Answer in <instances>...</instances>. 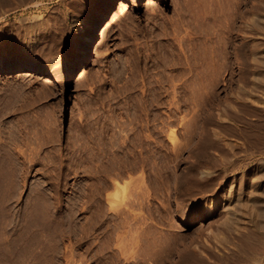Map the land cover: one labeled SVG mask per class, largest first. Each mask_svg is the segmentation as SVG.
Masks as SVG:
<instances>
[{
	"label": "rangeland",
	"instance_id": "obj_1",
	"mask_svg": "<svg viewBox=\"0 0 264 264\" xmlns=\"http://www.w3.org/2000/svg\"><path fill=\"white\" fill-rule=\"evenodd\" d=\"M117 1L0 0V63L11 60L35 69L0 72V146L6 154L5 178L0 176L4 179H0V204L4 202L0 210L5 217V221L1 218L4 229L0 235L5 238L0 237V244L3 242L4 252L11 250L4 254L8 264H18V258L20 264H39L42 248L47 261L44 256L40 264H131L132 240L142 228L151 227V237L152 228L162 227L164 210L171 211L165 222L177 224L174 215H188L194 209L192 205L181 208L187 197L176 193L185 173L196 164L194 143L200 141L195 139L196 133H227L232 128L245 133L264 128V114L245 108L241 89L253 87L254 70L264 72V0H141L118 19H106L88 60L68 73L65 68L80 43V32L86 31L101 9L112 12ZM31 33L35 41L29 46ZM243 60L245 68L240 65ZM194 82L205 85L200 97L193 98L187 88H180ZM179 91L182 96L177 99ZM253 93L264 101V83ZM220 115H225V124ZM161 123L167 127L159 137ZM142 132L156 148L148 170L152 171L148 174L151 202L149 207L143 206L146 210L139 206L145 201L140 173L131 170L132 141ZM236 139L245 143L242 134ZM172 152L177 154L176 163ZM242 159L245 164V155ZM166 162L173 190L161 199L152 174ZM242 172L244 184L245 165L229 178L238 179ZM127 180L133 182H124ZM219 212L210 217L196 212L193 222L185 221L184 233L190 235L187 241L194 235L197 242L192 245L201 247L198 241L207 238L209 245L219 246L209 233L216 232L223 220L224 213ZM161 239L168 242L166 237Z\"/></svg>",
	"mask_w": 264,
	"mask_h": 264
},
{
	"label": "bare ground",
	"instance_id": "obj_2",
	"mask_svg": "<svg viewBox=\"0 0 264 264\" xmlns=\"http://www.w3.org/2000/svg\"><path fill=\"white\" fill-rule=\"evenodd\" d=\"M149 1H155V0H149ZM140 2H141V0H118L117 1V6L115 7V9L112 12L111 11L108 12L107 9H101L100 11H98L92 17L91 22H90L88 28L86 29V31H84V32L81 31L80 32V43L76 47H74L72 54L68 58L67 66L65 68L66 71L68 73H72L76 68H78L79 66H81L83 63H85L88 60L89 55L91 54L92 46H93V44L95 42V38L97 37V31L100 29L102 23L106 19H109L111 21L112 20H116L120 16L124 15L126 13V11L131 6H135V5L139 4ZM208 6H210V5H208ZM213 6H215V5H213ZM219 10H221V8ZM216 11H218V10H216ZM225 12H226V10H225ZM215 14H216V12H215ZM221 14H223V13H221ZM212 16H214L213 13H212ZM220 16H223V15H220ZM216 17H217V15H216ZM258 20H259V18H258ZM256 21H257V19H256ZM225 29H226V27H225ZM228 31H230V30H228ZM34 41H35V38H34V36H33L32 33H31V35H28L27 36V42H28V45L29 46L32 43H34ZM36 41H37V39H36ZM261 56L264 59V55H261ZM261 56H260L259 59H261V61H262V57ZM258 57H259V55H258ZM262 62L264 63V61H262ZM52 65H53V63H52ZM240 65H241V67L245 68V60L241 61L240 62ZM12 71H15V72L16 71L17 72H30V71H35V69H34V67H32L30 65L22 64V63H17L15 61H11V60L6 61L5 63H0V72L6 73V72H12ZM253 74H254V77L252 76L253 77V79H252L253 80V82H252V84H253L252 86L253 87L249 88L248 90H246L245 88H241L242 91H243V93L245 94V102H244L245 103V108H247V109L248 108H251L255 112H259V113L264 114V101L260 99L262 97L259 98L256 95V93H253L256 90L257 86H260L262 83H264V72L261 71V70H257V71L254 70ZM208 82H210V79H209ZM204 87H205V85H202L201 83H195V82L194 83H191L190 85H187V86H185V85L184 86L183 85L180 86V88H183V89L187 88L188 90L186 91V89H185V91L188 93L189 96H193V98H196L195 95H197V94L199 96L200 95L199 92ZM207 91H208V88H207ZM207 91H205V92H207ZM154 93L156 94V92H154ZM166 94L168 95V93H166ZM181 96H182V91H179L178 92V95H177V99H179ZM185 96H186V94H185ZM212 97H213V95H212ZM152 99H154V98H152ZM172 105H173V103H172ZM230 109H231V106H230ZM175 110H176V108H175ZM178 110H179V108H178ZM249 111H250V109H249ZM231 112L234 113L235 110L234 111L232 110ZM217 115H219V114H217ZM237 115H235V117ZM224 116L221 117V115H220L218 117H220L221 122L225 124L226 123V118ZM162 119H161V122L163 121ZM152 121H154V120H152ZM218 121H219V119H218ZM234 121H237V119L236 120L234 119ZM249 121H250V119H249ZM252 123H254V122H252ZM214 124H215V121H214ZM219 125H221V124H219ZM228 125L230 126V124H228ZM145 126L147 127V125H145ZM237 126L239 127V125H237ZM166 127L167 126H166L165 123H161L160 129L158 128L159 129L158 130L159 131L158 132V136L159 137H161L164 134ZM233 127H234V124H233ZM249 128H251V127H249ZM122 129H124V128H122ZM219 131H216V130H213L212 131L211 130L209 132H202V133L199 131L200 133H198V134L196 133L195 139L196 140H198V139L200 140L198 143H194L195 149L197 150V152H196L197 158H196V162H195L196 164L193 166V168L191 170H189L188 172L185 173V178H184L183 185H180V187L178 188V193H176V194H179L181 196V198L187 197L186 199L184 198L182 200V202L180 203L181 208L184 209L185 206L192 205V207L194 209L191 210V212L188 215H183L181 213H177L176 215H174L173 220L176 221L177 224L170 223V222H165V220H169L171 211L170 210H164L160 214L161 221L163 222L162 223V227H154V228H152L154 230L153 231L154 233H153V235L151 237H149V234H150L149 233V231H150L149 229H151V227L145 226L144 228H142L141 231H139L138 234L135 236V238L132 240V242L133 241L134 242H133V247H132V253L130 255L131 256V259H132V260L130 259L131 260V264H264V128H257V127H255L254 129H252V130H250L248 132L245 131V133H240L239 130L234 129V128H232L229 132L227 131V133H225V132L224 133H221ZM222 132H223V130H222ZM241 134L243 135V137H245V141H244L245 143H240L236 139ZM111 135H112V133H111ZM120 136H122V135H120ZM75 138H74V140H75ZM87 138H88V136H87ZM125 138H126V136H125ZM148 138H149L148 137V134H146L144 132H142L141 134L138 133L136 135V137H134V139H133L134 141H132V146H131L132 149H133V153H132L133 154V159H132V164H131L132 165L131 170H133L134 172H139L140 173V177H141L140 179H141V182H142V187H141V189H142V195L145 197L144 198L145 199L144 203L143 204L142 203H139V206H142V207L143 206L144 207H149L148 204H150V202H151V200H150V197H151V195H150V186H149V184H151V183L149 181L150 178H149V175L148 174H149V172L151 173L152 171H149L148 172V170H149V167H150L149 165L152 164V163H150V160H151L150 158H151L152 151L156 149V148L153 149L152 142H150ZM90 139H91V137H90ZM129 140H128V142H129ZM169 140H170V138H169ZM112 141L114 142V140H112ZM170 141H174V140H170ZM187 141H188V139H187ZM189 141H191V140H189ZM109 142L111 143V141H109ZM118 142H120V141H118ZM178 143H174V145H176ZM82 144L86 146V144H84V143H82ZM101 144H102V141H101ZM104 144H106V143H104ZM188 144H190V142ZM90 145H92V144H90ZM90 145H88V147ZM121 145H123V144H121ZM103 146L104 145H102V148H103ZM77 147H79V146H77ZM90 149H92V148H90ZM170 149H172V151H174L175 146H174V148H170ZM87 150H88V148H86V151ZM161 150H163V149H161ZM79 151H81V148H80ZM113 151H115V150H113ZM116 151H118V150H116ZM191 151H193V150H191ZM91 153H93V152H91ZM158 153H160V152H158ZM5 155L6 154H5V151H4V146L1 144V146H0V173L1 174H0V176H2V173H4L3 172L4 171V162L6 161L5 160ZM76 155H77V153L75 154V156ZM90 155H92V154H90ZM109 155H111V154H109ZM153 155H154V153H153ZM172 155H173L174 162L176 163L175 158L177 157V154L173 153ZM244 155H245V164L243 163V159H242V157ZM106 156H108V154ZM98 157H101V156H98ZM110 157H112V156H110ZM78 158H80V157H78ZM93 158H95L94 157V154H93ZM130 158H132V157L130 156ZM114 160H116V159L114 158ZM117 160H118V158H117ZM80 161H82V159ZM105 162H107V161H105ZM156 162H155V164H156ZM99 163H100V161H99ZM130 163H129V165H130ZM168 163L169 162H166L167 165L164 164V165L159 166L158 168H156L154 174H152V175H154L153 176L154 177L153 179H155L156 187L160 191V197H161V199H165L168 196H170V194H171L170 192H171V190H173L172 189V179H171L172 178L171 177L172 176L171 175L172 173H170L171 170L169 171ZM250 163H253V165L251 167H249V164ZM244 165H245V183H244L245 185L243 184V178H244L243 174H244V172H242L240 174V176L238 178L239 179V182H238V179H237L236 176H232V177L229 178V175L232 172L241 170ZM110 168H111V166H110ZM113 169H114V167H113ZM90 172H91V170H90ZM102 172H103V169H102ZM107 172H109L108 169H107ZM91 177H94V176H91ZM3 178H5V177H3ZM0 179H2V178H0ZM136 179H138V178H136ZM2 180H4V179H2ZM95 181H98V180H95ZM124 182H131V181L127 180V181H124ZM4 183L5 182H3V184ZM0 185H2V184H0ZM132 186H133V184H132ZM107 187H109V186H106V188ZM154 187H155V185H154ZM3 188L5 189V187H3ZM1 189H2V187H1ZM91 189H90V191H91ZM183 191L185 192L184 194H183ZM98 192H100V191H98ZM235 192H237V193H235ZM3 194H5V193H2V195ZM91 194H92V192H91ZM130 194H131V192H130ZM0 195H1V193H0ZM5 196H6V194H5ZM108 196L106 197L107 200H109V197ZM91 198H92V196H91ZM3 199H5V198H3ZM188 199L191 201V203H188ZM2 200H1V202H2ZM177 201H179V200H177ZM2 203H4V202H2ZM2 203L0 204L1 205V208H2ZM94 205H95V203H94ZM104 205H106V204H104ZM35 206H37V205H35ZM89 207H92V206H89ZM198 208H202L203 210H197ZM91 209H93V207ZM109 209H110V206H109ZM221 210L224 213L223 214V220L219 224V226L216 227L217 228V231L216 232H213L212 230H209V233L211 235L210 237L214 241H217L216 244H219V246L216 245V247H215V245H214V247H213V245H209V243L207 242V238H204V239H201V240L198 241L199 242L198 244L201 245V247H199L197 245H192V244H195L194 242H197V239H196V237H194V235H193L191 241H187V240H189L190 235L184 233L183 225H185L184 224L185 221H187V222H193V220H195V218H196V215H195L196 212L198 213V212L201 211V213H202V215L204 217H210V216H213V215L215 216V214L218 213ZM147 211H149V210H147ZM173 211H174V209H173ZM101 212H102V210H101ZM2 213H3V210H0V214H1L0 215V230H3L4 229L3 228V224H4V221H5V217H3L4 215L2 216ZM5 215H7V214H5ZM147 215H148V213H147ZM2 217H3L4 221H2L3 220V219H1ZM137 217L138 216L135 215V218H137ZM92 218H94V217H92ZM143 218L145 220H147L148 219V216L147 217H143ZM96 220H97V218H96ZM96 220H94V221H96ZM120 222H121V220H120ZM7 224L8 223L6 222L5 225L7 226ZM126 226H127V224H126ZM128 229H129V227H128ZM4 231H6V230H4ZM19 234H21V232ZM0 237H1V235H0ZM2 237L5 238V235L2 236ZM2 237H1V239H3ZM162 237L168 238V242H166L164 239H163L164 240L163 241L161 239ZM18 238L17 239L15 238L14 241L19 240ZM20 238H21V236H20ZM23 238L24 237H22V240H21L22 242H23ZM115 238H117V236ZM84 239H85V237H84ZM14 241H12L13 244H12V242H10L13 247H14V244H15ZM169 241H170V243H169ZM4 244H6V243H4ZM11 244L9 246H11ZM24 245H25V243H24ZM118 245H120V244H118ZM6 246H7V244H6ZM17 246H19V244ZM23 246H22V248H23ZM87 246H90V244H88ZM106 246H104V247H106ZM4 248L5 247L3 246V242H1V244H0V262H3L5 260L4 259V254H6V252H8L10 250V249H7L8 251L4 252V250L6 249V248L5 249ZM102 248H103V246H102ZM25 249H27V248H25ZM42 249L40 250V251H42L41 254L39 253L38 256H40V255L43 256L42 255V253H43L44 256H45V261H47L46 260V255L44 253L46 250L44 248H42ZM88 251H90V250H88ZM101 251H102V249H101ZM28 252H30V250ZM107 252H108V250H107ZM123 252H124V250H123ZM177 252H179V254H177L175 256V254ZM20 254H21V252L17 256L18 257L21 256ZM100 254H101V252H100ZM119 254H121V253H119ZM44 256L41 258L42 261L44 260L43 259ZM12 257H14V256H12ZM111 257H112V255H111ZM32 258H34V259L35 258H38L39 259V257H34L33 255H32ZM35 260H37V259H35ZM41 260H38V261L41 262ZM6 261L7 260H5V262ZM14 261H16V260H14ZM14 261H11V262H14ZM19 261H20V259L18 258V264H20ZM34 262L36 264V261H34ZM40 262H38V263L40 264ZM104 262L105 261H103V263ZM6 263L8 264V261ZM6 263H4V264H6ZM0 264H3V263H0ZM11 264H13V263H11ZM14 264H17V261H16V263L14 262Z\"/></svg>",
	"mask_w": 264,
	"mask_h": 264
}]
</instances>
